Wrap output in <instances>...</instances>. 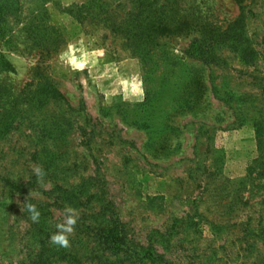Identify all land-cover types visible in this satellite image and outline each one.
I'll return each mask as SVG.
<instances>
[{"label":"rangeland","instance_id":"rangeland-1","mask_svg":"<svg viewBox=\"0 0 264 264\" xmlns=\"http://www.w3.org/2000/svg\"><path fill=\"white\" fill-rule=\"evenodd\" d=\"M169 263L264 264V0H0V264Z\"/></svg>","mask_w":264,"mask_h":264},{"label":"clouds","instance_id":"clouds-1","mask_svg":"<svg viewBox=\"0 0 264 264\" xmlns=\"http://www.w3.org/2000/svg\"><path fill=\"white\" fill-rule=\"evenodd\" d=\"M68 64L73 71H82L87 67L88 62L86 59L69 58ZM120 93L122 98L128 102H142L144 99L143 81L138 76L131 77L130 80H123L120 84ZM33 172L37 178V183H44L45 170L42 166H36L33 168ZM22 211H26L29 214V219L32 223L38 224L41 221V210L36 204L27 202L24 207H21ZM80 219V214L76 208L71 205H66L63 209V218L58 222L48 221L49 224H53L56 229L55 232L49 237L50 245L57 246L62 249L71 248V237L74 235L76 226Z\"/></svg>","mask_w":264,"mask_h":264},{"label":"trees","instance_id":"trees-1","mask_svg":"<svg viewBox=\"0 0 264 264\" xmlns=\"http://www.w3.org/2000/svg\"><path fill=\"white\" fill-rule=\"evenodd\" d=\"M169 264H171V263H169Z\"/></svg>","mask_w":264,"mask_h":264}]
</instances>
